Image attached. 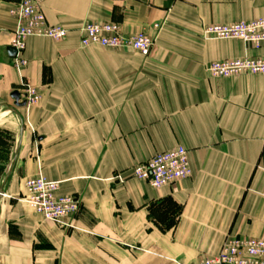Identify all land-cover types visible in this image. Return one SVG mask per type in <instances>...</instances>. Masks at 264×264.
I'll return each mask as SVG.
<instances>
[{
  "label": "crops",
  "instance_id": "0c3cea01",
  "mask_svg": "<svg viewBox=\"0 0 264 264\" xmlns=\"http://www.w3.org/2000/svg\"><path fill=\"white\" fill-rule=\"evenodd\" d=\"M19 1L0 0V133L16 139L0 177V264H193L227 239H264V75L207 71L264 46L202 37L264 18V0H49L48 23L70 33L29 38L22 72L7 53ZM107 22L152 37L150 54L80 45L82 25ZM29 87L39 101L17 106ZM178 146L190 178L161 189L133 178ZM41 175L81 201L72 228L25 203Z\"/></svg>",
  "mask_w": 264,
  "mask_h": 264
},
{
  "label": "built area",
  "instance_id": "2783aa9c",
  "mask_svg": "<svg viewBox=\"0 0 264 264\" xmlns=\"http://www.w3.org/2000/svg\"><path fill=\"white\" fill-rule=\"evenodd\" d=\"M48 1L20 0L10 11L16 21L10 47L16 50L13 61L19 72L28 65L25 52L29 38L42 37L62 41L70 33L64 27L48 23L44 13V5ZM78 33L80 45L84 48H131L143 55H149L155 44V40L144 32L131 37L125 36L121 25L114 22L85 23L78 29ZM202 37L207 41L237 40L260 49L264 46V18L227 25H207L202 31ZM207 71L217 78L264 75V56L246 55L235 60L214 62ZM39 99L37 89L29 87L26 94L27 104H35ZM191 176L189 151L182 146L158 153L133 168V178L147 182L154 189L173 186ZM60 186V182L51 181L42 175L29 179L25 183L24 200L46 221L61 224L69 229L72 228L71 221L79 213L81 201L75 196H59ZM193 264H264V239H227L217 256L204 257Z\"/></svg>",
  "mask_w": 264,
  "mask_h": 264
},
{
  "label": "rangeland",
  "instance_id": "374dc122",
  "mask_svg": "<svg viewBox=\"0 0 264 264\" xmlns=\"http://www.w3.org/2000/svg\"><path fill=\"white\" fill-rule=\"evenodd\" d=\"M0 177L6 173L11 162V153L15 146V135L9 132L0 133ZM1 197V194H0Z\"/></svg>",
  "mask_w": 264,
  "mask_h": 264
},
{
  "label": "water",
  "instance_id": "95a60500",
  "mask_svg": "<svg viewBox=\"0 0 264 264\" xmlns=\"http://www.w3.org/2000/svg\"><path fill=\"white\" fill-rule=\"evenodd\" d=\"M7 53H8V55H9V57H11V58H14V57H16V50L14 49V48H12V47H9L8 49H7ZM12 97L16 100V105L17 106H20V107H23V106H26L27 105V102L26 101H24L23 103H19L20 102V100H21V95H20V93H18V92H15L13 95H12ZM1 194H3L2 192H0Z\"/></svg>",
  "mask_w": 264,
  "mask_h": 264
},
{
  "label": "trees",
  "instance_id": "16d2710c",
  "mask_svg": "<svg viewBox=\"0 0 264 264\" xmlns=\"http://www.w3.org/2000/svg\"><path fill=\"white\" fill-rule=\"evenodd\" d=\"M1 142V141H0Z\"/></svg>",
  "mask_w": 264,
  "mask_h": 264
}]
</instances>
